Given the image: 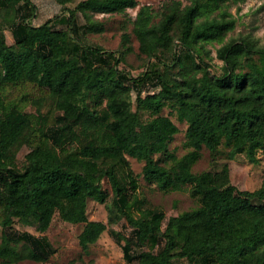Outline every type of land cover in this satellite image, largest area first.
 Wrapping results in <instances>:
<instances>
[{
	"label": "trees",
	"instance_id": "trees-1",
	"mask_svg": "<svg viewBox=\"0 0 264 264\" xmlns=\"http://www.w3.org/2000/svg\"><path fill=\"white\" fill-rule=\"evenodd\" d=\"M242 1L172 0L157 22L142 6L133 33L140 52L162 67L151 64L133 76L119 68L125 51L105 50L83 36L95 29L92 14L120 13L136 0H56L61 12L38 25L29 21L35 12L30 0H0L4 263L53 255L56 248L44 236L11 226L17 220L44 232L56 213L84 223L78 243L86 251L106 229L103 221L87 219V204L107 200L101 185L107 179L110 221L124 218L132 228L129 236L113 231L123 240L127 263L264 264V178L254 189H239L226 161L192 170L202 148L216 154L224 146L228 160L244 153L250 162L264 148V45L251 33L240 34L216 49L218 70L206 59L205 43L222 42L235 26L222 6ZM165 106L186 123L181 156L168 148L179 128L162 113ZM22 144L29 149L19 168ZM128 157L143 162L146 182L164 192L187 190L199 209L224 219L205 232L188 212L165 218L140 195Z\"/></svg>",
	"mask_w": 264,
	"mask_h": 264
},
{
	"label": "rangeland",
	"instance_id": "rangeland-1",
	"mask_svg": "<svg viewBox=\"0 0 264 264\" xmlns=\"http://www.w3.org/2000/svg\"><path fill=\"white\" fill-rule=\"evenodd\" d=\"M38 8V20L41 22L54 14L60 12L59 5L55 0H31ZM135 7H128L120 13H95L91 19L95 23L94 30L87 32L83 39L86 43L98 45L105 50H123L125 51V60L119 65L136 76L144 68L153 64L155 67H162V62L156 58H147L139 50V42L133 33L134 19L138 10L142 6H148L151 15V21L157 22L162 12L172 2V0H136ZM75 3H70L72 7ZM221 9H225L234 19L235 26L226 33L222 42H207L205 49L209 51L207 61L212 64L213 70H218L221 61L216 57V49L231 38L240 34L251 33L258 39L260 45H264V0H243L239 3L226 2ZM216 12H214L215 14ZM83 19H80L82 22ZM122 34L128 36V41H121ZM135 93L132 92V100ZM134 107V106H133ZM48 107L42 108L46 113ZM163 114H170L173 122L178 126L179 132L174 135L168 144L170 151L176 156H181L187 151L184 146L186 123L179 121L175 113H171L170 108L165 106L162 109ZM143 119L149 117L148 112H141ZM28 146L22 144L16 155V165L21 168L24 163V155L28 151ZM227 148L220 147L216 154H212L208 149L202 148L201 157L192 166L194 172H200L208 169H217L226 161L229 167V174L232 183L239 189H254L258 187L264 178V148L258 149L256 153L257 161L250 162L244 153L238 154L234 159L226 158ZM157 156V155H156ZM216 157L214 160L213 158ZM129 166L133 174L137 176L139 183V193L143 196L151 207L161 209L165 218L171 215H177L181 212H188L186 218L196 222L199 227L205 231H214L224 219L223 216L215 214L205 207L199 209V203L192 198L187 190L183 191H161L153 183H148L142 175L143 162L133 157H128ZM102 189L107 194L105 202H99L95 199H89L87 204V219L101 220L106 224V229L99 238L83 251L78 243V235L81 232L84 223H70L62 220L56 213L50 226L44 232H39L32 225L22 224L15 220L12 223L11 230L15 232L27 231L36 236H44L55 248L56 252L45 261L24 259L15 263H4L0 259V264H129L123 258L120 245L123 240H119L114 235L118 232L121 235L129 236L132 228L127 224L124 218H113L110 221V215L106 204L110 202L113 195L111 186L107 179L102 180ZM3 232L0 226V241ZM180 264H187L180 260ZM130 264H138L136 261Z\"/></svg>",
	"mask_w": 264,
	"mask_h": 264
},
{
	"label": "crops",
	"instance_id": "crops-1",
	"mask_svg": "<svg viewBox=\"0 0 264 264\" xmlns=\"http://www.w3.org/2000/svg\"><path fill=\"white\" fill-rule=\"evenodd\" d=\"M31 1V0H30ZM55 2H56V0H55ZM31 3L35 6V12H34V14L29 18V21L32 23V24H35V25H38V24H40L41 22H43L44 20H42L41 22H37V20H38V17H39V15H38V8H37V6L31 1ZM57 3V2H56ZM58 4V3H57ZM59 5V7H60V9L62 8L61 7V5L60 4H58ZM69 5V4H68ZM60 12H61V10H60ZM59 12V13H60ZM56 14H58V13H56ZM55 15V14H54ZM50 18V17H49ZM48 19V18H47ZM46 20V19H45ZM5 33H6V35L7 36H9V32L8 31H4Z\"/></svg>",
	"mask_w": 264,
	"mask_h": 264
}]
</instances>
